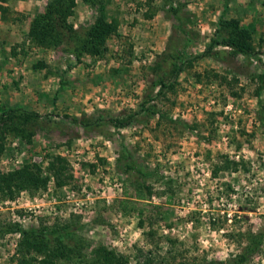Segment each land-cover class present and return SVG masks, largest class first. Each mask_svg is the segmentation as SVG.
<instances>
[{
	"label": "rangeland",
	"instance_id": "374dc122",
	"mask_svg": "<svg viewBox=\"0 0 264 264\" xmlns=\"http://www.w3.org/2000/svg\"><path fill=\"white\" fill-rule=\"evenodd\" d=\"M48 1L7 0V19L0 13L3 36L9 38L2 28L31 27ZM175 1L180 21L165 0H108V21L117 26L107 54L96 61L87 55L77 63L64 48H32L17 61L8 59L9 52L0 54V114L21 107L41 115L31 142L14 135L0 142V174L32 166L48 177L40 190L15 189L13 196L0 190V228L16 224L13 207L34 216L29 228L79 223L91 248L106 246L126 264H229L246 248L247 234L264 228L263 1ZM98 14L80 0L69 22L83 32ZM222 16L252 32L256 56L235 57L219 47L214 50L219 55L196 61L181 74L176 91L150 103L163 118L140 114L121 131L105 123L91 130L74 124L75 118L108 121L140 111L143 95H155L152 67L165 50L201 55ZM40 63L46 68L34 71ZM60 80L66 85L57 91ZM119 91L134 95L123 100ZM125 150L154 174L139 184L147 196L137 205L142 213L120 209L139 181L135 172L125 173ZM56 156L68 162L73 185L60 187L50 175L47 168ZM72 191L80 199L99 198L82 215L67 202ZM21 238L0 237V264H25L18 252ZM248 264H264V245Z\"/></svg>",
	"mask_w": 264,
	"mask_h": 264
},
{
	"label": "trees",
	"instance_id": "16d2710c",
	"mask_svg": "<svg viewBox=\"0 0 264 264\" xmlns=\"http://www.w3.org/2000/svg\"><path fill=\"white\" fill-rule=\"evenodd\" d=\"M80 0H49L44 13L37 15L25 34L23 42L14 46L9 52L8 59L25 57L27 51L32 48H39L45 51L63 49L65 52L75 54L77 63H82L84 56L102 58L107 54V40L111 33L116 30L117 22H109L106 10L108 0H82L98 10V18L94 24L81 32L75 28L69 18L75 15V10ZM263 5H264V0ZM0 13L4 19L11 11L5 6L7 0H0ZM170 7V12L177 20L180 18V7L175 0H165ZM263 41V40H262ZM223 47L230 49L233 56L251 57L257 55V49L253 44L252 32L243 27L237 19H226L222 16L219 19L214 39L207 49L199 56H188L185 49H177L176 53H169L168 48L161 55V61L152 67L157 75L158 81L153 82L155 95H143L140 111L131 114L127 118H110L108 121L102 118L96 120L74 119V124L83 128L93 129L102 123L108 124L117 131L130 127L140 114H150L161 117L159 109H152L150 106L155 100H162L168 93L176 91V84L179 77L190 66L203 58L219 55L214 50ZM214 53V54H213ZM224 53V52H222ZM46 68V64L34 66V71ZM264 80V78L261 77ZM66 82L60 80L57 91L64 89ZM157 90V92H155ZM261 92L259 93V95ZM150 95V94H149ZM151 103V104H150ZM41 118L35 111L25 108H9L0 114V142L5 140L7 135H14L24 141L31 142L35 135L34 126ZM160 119V118H158ZM160 123V120L159 122ZM122 163L125 164L126 174L135 172L139 181L134 183V196L120 201V209L124 213L139 211L138 202L146 199V194L139 184H146L147 179L154 177V174L139 168L136 165L134 156L125 150ZM48 171L56 180L57 185H73V176L68 162L59 156L54 157L48 166ZM48 177H44L40 170L32 166H23L10 174H0L1 192L11 195L14 190H28L35 188L43 189L47 186ZM175 196V192L171 194ZM172 199V198H171ZM171 201V200H169ZM170 203V202H169ZM215 223V222H213ZM215 225V224H214ZM6 227V228H5ZM0 228V237L7 233H18L22 236L19 242V254L25 264H126L124 258L116 251L100 245L91 248L83 238V227L79 223L71 221L59 224L57 227L46 228L38 226L24 229L22 225L8 224ZM247 246L244 251L231 260L229 264H248L252 258L262 251L264 245V228L258 232L247 234Z\"/></svg>",
	"mask_w": 264,
	"mask_h": 264
},
{
	"label": "built area",
	"instance_id": "2783aa9c",
	"mask_svg": "<svg viewBox=\"0 0 264 264\" xmlns=\"http://www.w3.org/2000/svg\"><path fill=\"white\" fill-rule=\"evenodd\" d=\"M119 93H118L119 97H120V95L127 96L126 95L127 92H120L119 91ZM227 109L229 111H231L232 106L228 105ZM222 126H223V128H226L227 125L223 124ZM46 196H47L46 194H43L41 200L43 201L46 198ZM98 198L99 197H94V198L88 197L87 199H84V198L80 199L78 197L77 193L72 191L68 195V201L67 202L72 203L74 205V207L76 208V210H79L80 213H82V215H86V213H89L90 210L92 209V207H94V204ZM106 201L109 205L111 204L110 198H106ZM50 203H52V202H50ZM54 204L56 205L57 202H53V205ZM41 206H44V204L37 205L38 208ZM89 208H90V210H87ZM15 209H16L15 207L11 208V213H12L11 215H12L13 220L15 222L19 223L20 225H22L24 227V229H29V227H30L29 223H31L32 221H36L34 219V216L32 214H19L17 212L18 210H15ZM52 210L55 211V213L57 212V208H55V207H52ZM30 211H32V210H30Z\"/></svg>",
	"mask_w": 264,
	"mask_h": 264
},
{
	"label": "crops",
	"instance_id": "0c3cea01",
	"mask_svg": "<svg viewBox=\"0 0 264 264\" xmlns=\"http://www.w3.org/2000/svg\"><path fill=\"white\" fill-rule=\"evenodd\" d=\"M2 29H6L4 31H5V34L7 35V37H9V38L7 39L5 36H3V31L0 30V35H1L0 36V54L5 53V52H11V50L14 46L21 44L23 42L25 34L30 31V26H29V28H2ZM20 32H21V34H22L21 36L23 38L19 37ZM12 40L18 41V42H13ZM0 61H1V58H0ZM11 61H17V59L11 58ZM16 69H17V67H16ZM20 71H24V69H20ZM17 73H19V72H17ZM25 78L27 80L26 76H25ZM141 89H142V87L139 90H136V93L137 92L139 93ZM133 95H134V93L131 95L128 94L127 96L124 95L123 100H125L128 97L131 99L133 97ZM125 102H130V101L126 100Z\"/></svg>",
	"mask_w": 264,
	"mask_h": 264
}]
</instances>
